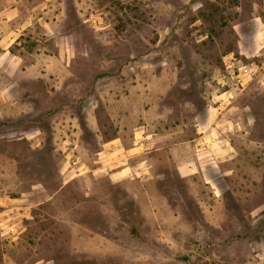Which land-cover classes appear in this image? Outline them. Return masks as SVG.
Returning <instances> with one entry per match:
<instances>
[{"label": "rangeland", "instance_id": "obj_1", "mask_svg": "<svg viewBox=\"0 0 264 264\" xmlns=\"http://www.w3.org/2000/svg\"><path fill=\"white\" fill-rule=\"evenodd\" d=\"M20 3L70 77L0 95V264H264V0Z\"/></svg>", "mask_w": 264, "mask_h": 264}, {"label": "crops", "instance_id": "obj_2", "mask_svg": "<svg viewBox=\"0 0 264 264\" xmlns=\"http://www.w3.org/2000/svg\"><path fill=\"white\" fill-rule=\"evenodd\" d=\"M21 11L20 0H0V73L13 78L9 85L0 88V95L6 99H9V94L13 87L20 81L26 82L38 79L53 81L57 78L54 82L58 81V83L63 84L70 77V56L63 41L65 38L62 37L63 35H49L48 39L45 40L51 39L54 42V50L50 53L43 52L39 45L32 51L24 49L23 46L17 52L12 50L15 45H20V38L29 37L34 33L37 28V22L41 26H46L45 21L41 22V17H38L35 21L26 14L22 16ZM253 19L254 22L251 24V47L248 48L245 57L252 59L259 57L262 60L260 66L262 75H260L261 84L264 86V20L260 16H255ZM29 38H33V36ZM240 44L246 47L243 43ZM242 68L245 67L243 66ZM247 75L248 72L244 71L242 78L244 79ZM121 140L122 136L118 132L116 139L110 140L104 145L106 148L102 154H106L105 157L113 156L116 153L121 154L125 151ZM119 143L121 144L120 146ZM125 170V168L121 169L119 172L111 174V176L123 175ZM0 221H2L1 218Z\"/></svg>", "mask_w": 264, "mask_h": 264}]
</instances>
